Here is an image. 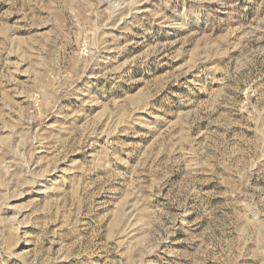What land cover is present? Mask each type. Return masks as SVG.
<instances>
[{"label": "rangeland", "instance_id": "rangeland-1", "mask_svg": "<svg viewBox=\"0 0 264 264\" xmlns=\"http://www.w3.org/2000/svg\"><path fill=\"white\" fill-rule=\"evenodd\" d=\"M0 264H264V0H0Z\"/></svg>", "mask_w": 264, "mask_h": 264}]
</instances>
